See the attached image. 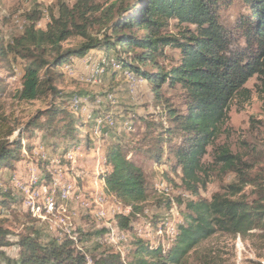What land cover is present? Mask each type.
<instances>
[{"label":"trees","instance_id":"16d2710c","mask_svg":"<svg viewBox=\"0 0 264 264\" xmlns=\"http://www.w3.org/2000/svg\"><path fill=\"white\" fill-rule=\"evenodd\" d=\"M232 2L76 0L70 5L59 0L57 12H51L45 28L37 26L39 14L32 13L23 31L10 41L6 42L0 33V59L13 73L15 62H22L21 86L14 97L20 102L40 100L48 93L61 97L58 104L39 110L25 126H20L6 114L0 92V180L4 170L14 169L25 158V150H32L29 141L36 133L51 128L53 123L61 125L54 127L52 133L76 140L84 117H76L68 103L64 105L69 99L62 97L54 77L60 74L58 68L73 66L76 59L96 50L106 58L114 57L123 68L147 81L156 102L166 100V87L178 90L185 106L177 111L166 105L165 112L175 124L164 131L167 139L180 133L179 142L172 149L171 167L179 174L183 189L192 195L185 203L183 221L175 225L174 237L164 231L166 239L153 246L136 232L131 216L142 211L151 189L142 165L128 156L129 151L120 142H112L107 148L106 164L110 170L103 176L102 189L129 209L128 214L114 216L111 229L132 234L134 229L137 234H133L127 264H188L190 254L218 232L245 235L252 229L264 231V179L253 182L248 170L252 166L228 148L220 149L216 161L235 173L237 182L227 185L224 192L213 194L211 199L200 196L201 188L206 186L202 158L227 119L230 102L238 93H249L244 85L254 76L264 95V0H242L246 12L234 21L223 20L221 12ZM172 21L181 26L177 34L167 32ZM95 24L100 28L97 34L90 31ZM73 37L79 40L66 44ZM167 47L179 52V61L169 68L160 61L167 56ZM98 106L95 116L106 111L104 106ZM113 128H108L109 136L115 133ZM15 131L17 135L12 136ZM149 137L145 135L143 146L153 141ZM157 143L153 141L152 145ZM51 169L48 167V174L35 187L48 190L50 182L46 179ZM250 183L256 185L251 200L241 196ZM20 202L10 191L0 190V216ZM166 203L171 206L169 198ZM104 230L86 233L87 241ZM31 231L20 234L14 242L10 228L0 222V263L3 248L18 244L21 264H86L88 251L78 233L74 238L42 241L35 230ZM112 250L96 258L95 264H126V257Z\"/></svg>","mask_w":264,"mask_h":264},{"label":"rangeland","instance_id":"374dc122","mask_svg":"<svg viewBox=\"0 0 264 264\" xmlns=\"http://www.w3.org/2000/svg\"><path fill=\"white\" fill-rule=\"evenodd\" d=\"M58 1L59 0H0L1 36L6 42L10 41L13 36L23 31L25 24L29 22V15L32 13L36 15L39 14L37 26L45 28L51 12H57ZM63 1L72 5L76 0ZM96 1L103 3L105 0ZM244 12H246V8L242 0H233L232 4L225 7L221 12V17L226 21H234L239 14ZM180 27L181 26L177 25L176 22L172 21L167 32L170 34H177ZM99 30L100 28L97 24L90 29V31L95 34H97ZM78 40V37H73L66 44H74ZM165 51L167 56L160 58V61L166 68H169L179 61V52L171 47H167ZM9 58L12 59L10 56ZM58 69L57 73L60 74L54 77V83L55 86L62 91V97L64 99H69V101L64 102L65 106L68 103L69 109H71V100L74 96L81 95L80 97L84 96L82 98H89L91 101L101 97L98 92L91 89V85H96V82L93 83V81L98 79L92 80L89 76L87 77L86 74H82V72L75 68L73 75L66 74L62 70V67ZM110 70H108V72ZM21 76V61L15 62V73H13L9 70L5 60L0 59L1 102L5 105L4 110L7 115H10L12 122L15 124L19 123L20 126H25L39 110H45L55 103L58 104L61 97L57 98L54 97L52 93H48L47 96L45 95L40 100L32 102L18 101L14 97V94L21 86ZM258 84L259 81L257 77H252L244 85V87L249 90V93H238L232 99L229 104L226 121L220 125L213 143L207 146L206 152L202 158V167L205 169L206 186L201 188V197L211 199L213 194L224 192L227 185L235 183L238 180L235 173L227 170L223 164H219L216 161V156L223 147L228 148L234 154L240 155L243 160L252 166L248 170L251 174L249 177L253 182V179H264V95L259 91ZM165 89L164 98H166V100L163 102H156L152 96L139 100L140 105L138 107L143 116L140 117L136 112H132L133 118L128 117V119H131L133 122V129L131 131L125 130V137H121L120 140L116 139L113 141L112 139L109 140L107 138L108 136L105 137V135H107V130L105 133L96 134L93 123V120L96 118L93 114L91 116L92 122L84 119V124L80 126L76 135V140L64 138L61 133H52L54 127H59L61 125V123L58 125L53 123L51 128L46 127L44 130H41L42 133L39 135V142L36 146V152L40 151V153H46L50 159L58 158L61 160L60 162L65 170L67 181H72L80 191H83V185H80V183H82L81 177H83L84 170L78 166L79 158L84 148L83 144L87 146L90 144L94 154H99L105 152V150L107 151V147L112 142H120L123 147L129 151L128 156L136 159V161L142 165L148 186L151 189L149 200L144 204L140 213L131 216V221L134 223L135 227L140 229L141 234H143L142 238L148 240L150 245L153 246L157 245L156 242L160 243V241L166 239L163 234H159V228L165 231L167 222L174 223L178 226L179 223L183 221L184 211L186 209L185 203L192 198V195L181 186L179 174L174 172L171 167L174 162L172 149L173 146L179 142L180 133L172 134L169 136V139H167L168 137L164 132L167 127L175 126L169 115L165 113L166 105H169L177 111L184 110L185 106L183 104V98L178 90L166 87ZM109 90L110 89L106 90L107 93L112 94ZM129 90L133 91L131 87ZM132 108L134 107L132 106ZM105 110L106 108L103 111ZM103 113L109 112L106 110ZM75 116L78 117V114H75ZM42 119L44 120V118ZM88 125L89 128H91L89 131ZM115 125L113 127H115ZM17 131H15L12 136H16ZM146 134H148V137H153V141H158V143L152 145L153 141H148L146 143L147 145L143 146L142 140ZM87 135L89 143L87 141ZM159 138H161V140H159ZM66 144H71V148L60 154L61 149H63ZM78 146H80V148H77ZM34 147L35 145H33V148ZM56 148H60V150H58V155H61L60 157L55 154L57 151L54 152ZM32 150H25V154L27 153L25 155V160H28L25 163L26 171H28V163L37 164L41 172L39 170L36 174L43 177L46 173L48 174V167H51V163L50 161L39 160L40 157H38L36 153H32ZM97 150L99 152H97ZM157 154L159 155L158 157H156ZM87 157L85 158L86 160L88 159ZM102 158L103 161L97 167L98 172L96 173L98 175L97 189L83 191L89 198L103 186L105 183L103 176L110 170V166L106 164L104 157ZM81 159H83L82 156ZM17 170V173L13 174V176L20 177V180L24 181V178H21L23 174L19 173L18 168ZM23 170L24 169L21 168L22 172ZM42 170L44 172H42ZM76 170L80 172L79 175L74 172ZM71 173L74 174L73 179L70 178L72 175ZM13 176H2L0 180V190L10 191L12 195L20 198L22 201V203L20 202L10 209L4 210L3 214L0 216V222H3L12 231V241L16 242L20 234L29 231L32 232L31 230H35L42 241L56 240L58 233L55 229L50 227L47 220L34 216L33 213L23 207L24 199L21 191L13 186ZM46 180L49 183L51 180L50 176H48ZM43 184L46 185L44 182ZM163 184L166 186L169 185L171 190L169 192H166L168 190H163L161 187ZM255 189V184H247L241 192V196L251 200V198L254 197ZM168 198L171 200V206L169 203H166L168 202ZM196 198L198 197L196 196ZM71 202H74L76 206L71 207ZM108 206H112L113 216H115L114 214H117L118 211L126 210L123 203H118L116 197L112 194H109V201L105 207ZM57 212L69 222L67 223L75 229L76 234L78 233L79 237L84 240L83 243L94 261H96V258L102 257L112 249V251L122 252L125 257L128 256L130 253H128V249L129 247L132 248V245H130L132 237L134 238L137 235L136 232L139 231L138 228H135L136 232L133 229L132 232L135 236L131 233L129 241L111 247V249L107 244L100 243L99 236L108 232V225L112 224L113 218L97 222L92 218L91 211L82 209L79 204L72 199L65 200V205L63 200H58ZM103 229H105L104 232L94 237L91 236L92 239L87 241L88 238L86 233ZM154 240H156V242H152ZM3 251L4 255L2 261L5 264H21L20 248L18 244L5 247ZM125 263H129L128 257L125 258ZM188 264H264V231L252 229L245 235H232L218 232L200 244L196 250L190 254L188 257Z\"/></svg>","mask_w":264,"mask_h":264},{"label":"bare ground","instance_id":"6f19581e","mask_svg":"<svg viewBox=\"0 0 264 264\" xmlns=\"http://www.w3.org/2000/svg\"><path fill=\"white\" fill-rule=\"evenodd\" d=\"M84 60L86 61V69L89 72V77H93L90 78L92 80L98 79V77L101 74L108 72V70L111 69V70L122 71L126 79L132 84L133 89L136 88V86L139 83L144 82L143 79L136 77L135 73L132 70L123 68L122 65L114 57L106 58L102 55L100 59L93 60L90 58V56H86ZM62 70L68 75H73L74 73V67L69 64L65 65L62 68ZM104 101L101 98L96 99V103L98 105H102V107L105 105ZM106 101L113 102L114 101L113 95L108 94L106 96ZM71 102H70L71 109L76 115L78 114V116H83L84 119L91 121V116L94 114V112L89 109V107L84 103V100L81 97L74 96ZM107 116L105 114L101 116H95L96 119H94L93 121L95 122L94 131H96V134L105 133V131L108 130V128H111L115 125V119H113V117H107ZM123 128L128 131L129 130L131 131L133 129V122L131 121V119H128L124 122ZM77 148H80V146H78ZM97 152L99 151L97 150ZM34 153H36L38 157H40L39 160L42 159V160L50 161L52 168L49 171L51 180L48 190L46 192H43L40 188L35 187V185L40 181L42 177L35 173L32 174L29 177V179L26 180V182L21 181L20 178H18V181H20L19 188L13 182V186L17 188L19 191H21V194L24 199L23 205L28 211L33 213V215L38 218L46 219L50 227L52 229H55V231L58 233L59 239H62V237L64 236L74 238L77 234L75 229H73L68 224L69 222L57 212L56 204L58 200L64 201V198L65 200L72 199L76 203H78L82 209L86 211H91L90 213L92 214V218H94L97 222L107 220L105 206L109 201V195L102 189V187H100L95 192V194L91 198H89L88 195H85L83 191H80L72 181H67V178L65 177V170L63 169L60 162L61 160H59L58 158L50 159L48 158V155L46 153H40V151L37 152L35 151ZM60 156L61 155H59V157ZM104 161L106 162V156H104ZM55 172L57 176H55ZM161 187L165 191L168 190L166 192H169L171 190V187H169V185L166 186L163 184ZM27 197L29 199L28 204H27ZM118 213L128 214L129 209L126 208V210L118 211L117 214ZM108 226L110 230H108L107 233L99 236V241L101 244H107L109 247H115L118 244H122L129 241V239L131 238V233L129 231H119V230L111 229L112 224ZM165 231H167L171 237H174L177 232L175 224L171 222H167ZM158 232L159 234H163L164 230L162 228H159ZM139 233L141 236H143V234H141L140 232V229H139ZM122 240H124V242H122ZM152 242H156V240ZM156 244L159 243L156 242ZM88 258H89V264H95V261L92 259L89 252L86 253V261L88 260Z\"/></svg>","mask_w":264,"mask_h":264},{"label":"crops","instance_id":"0c3cea01","mask_svg":"<svg viewBox=\"0 0 264 264\" xmlns=\"http://www.w3.org/2000/svg\"><path fill=\"white\" fill-rule=\"evenodd\" d=\"M87 54L86 55L90 56V58L93 60H98L102 56L101 55L102 53L98 52L96 50H91ZM84 57L76 59L74 61L73 65H74L75 69H78V71L82 72V74H86L88 77L89 72L86 69V61L84 60ZM94 82H96V85H91V89H93L95 92H98L101 95V99H103V101L104 100L106 101L105 95L107 94L106 90H108V89H110L109 91H110V93L113 94V98H114L113 102H107V101L105 102L104 101L105 108L109 112V113H104V114L106 116L108 115L107 117H115V121H116V125L113 128L115 133L111 134L110 136L107 133V135H105V137L108 136L107 138L109 140L112 139L113 141H115L116 139L120 140L121 137H123V136L125 137V133H124L125 129L123 128V124L128 119V117L133 118L132 112H136L138 114V116H140V117L143 116L139 111V107H138L140 105L139 100L145 99L146 97L150 98V96H152L151 86L147 81H144L143 83H139L136 86V88L133 89L132 84L126 79L123 72L118 71V70H115V71L110 70L109 72H107L105 74L103 73L98 77V80L93 81V83ZM130 87L134 91L129 90ZM82 97H84V96H82ZM82 99L84 100V103L89 107V109L91 111L94 112V110H97L99 108L98 104L96 103V99L93 101H91L89 98L88 99L82 98ZM132 106L134 108H132ZM112 114H113V116H112ZM93 123H94V121H93ZM110 130H112V129H110ZM88 131H89V125H88ZM41 133H42V131L37 132L35 137L29 141L30 144L35 145V147L33 148L35 151L37 149L36 146L39 142V135ZM82 137H83V135H82ZM87 141H88V135H87ZM77 142H79V141H77ZM88 143H89V141H88ZM70 145L71 144H66V146L63 149H61L60 154H62V152L71 148ZM83 146H84V148H83V151L80 155L78 166L84 170V174H83V177H81L82 183H80V182L79 183H80V185H83V191H92V190L97 189V185H98V182H97L98 181V175L96 174L98 172L97 167L103 161L102 157H104V155H106V150L103 153L94 154V152L91 150L90 144H88V146L83 144ZM34 150H32V153H34ZM58 150H60V148L59 149L56 148L54 151V152L57 151L55 153L56 155H58ZM86 153H87V155H86ZM81 156L83 159H81ZM86 157L88 158L87 160L85 159ZM25 159H26V157L22 161L16 163L14 169L4 170L2 173V176H8L9 175L11 177V176H13V174L17 173V171H18L17 168H18L19 173L23 174V175H21L22 176L21 178H24V180H27V179H29V177L32 174H34V173L36 174V172H38L39 170L41 172V169L37 164H31V163L27 164L29 167H28V171H26L25 163L28 160H25ZM21 168L24 169L23 172L21 171ZM74 172L78 175L80 173V172H78V170H76ZM71 174L72 175L70 178L73 179L74 174L73 173H71ZM40 175H41V173H40ZM57 203H58V201H57ZM70 206L71 207L76 206V204L74 202H71ZM23 207L25 208L24 205H23ZM56 207H57V205H56ZM105 208H106L105 210H106L107 219L114 218V216L112 215L113 214L112 206H108ZM42 222H44V221H42ZM56 240L59 241V238L57 237ZM114 252H117V251H114ZM117 253H120V252H117ZM121 254H123V253L121 252ZM0 264H5V263L3 261H1Z\"/></svg>","mask_w":264,"mask_h":264},{"label":"built area","instance_id":"2783aa9c","mask_svg":"<svg viewBox=\"0 0 264 264\" xmlns=\"http://www.w3.org/2000/svg\"><path fill=\"white\" fill-rule=\"evenodd\" d=\"M127 75H130V74H127ZM90 78H93V77H90ZM102 112H99V115L101 114ZM55 176H57L56 175V172H55ZM13 182L16 184V186H18V188H19V182L20 181H18V177L17 176H15V178H13ZM60 185H63V184H60ZM29 203V199H28V197H27V204ZM64 205H65V198H64ZM27 206V205H26ZM137 226H139V225H137ZM138 228V227H137ZM138 230H139V228H138ZM122 242H124V240H122ZM84 263H86V264H89V258H88V260L87 261H85Z\"/></svg>","mask_w":264,"mask_h":264}]
</instances>
